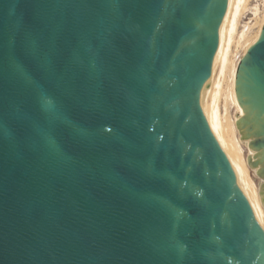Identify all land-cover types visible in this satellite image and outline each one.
Masks as SVG:
<instances>
[{
  "label": "water",
  "instance_id": "water-1",
  "mask_svg": "<svg viewBox=\"0 0 264 264\" xmlns=\"http://www.w3.org/2000/svg\"><path fill=\"white\" fill-rule=\"evenodd\" d=\"M243 0H0V264H264L215 127ZM228 108L264 212V19Z\"/></svg>",
  "mask_w": 264,
  "mask_h": 264
},
{
  "label": "bare ground",
  "instance_id": "bare-ground-1",
  "mask_svg": "<svg viewBox=\"0 0 264 264\" xmlns=\"http://www.w3.org/2000/svg\"><path fill=\"white\" fill-rule=\"evenodd\" d=\"M247 0H243L239 6V10L236 16V20L234 23V27L231 33V37L228 43V47L225 53V57L222 63V67L220 70V74H219V79H218V83H217V87H216V91H215V95H214V100H213V111H214V119H215V127L216 130L219 134V137L223 143V146L226 150V152L228 153V155L233 159L234 165L236 164V169L238 170L239 174H241L242 180H243V184L244 187L246 189V192L248 194V197L251 201V204L253 206V209L255 211V214L257 216V219L259 221V224L261 225L262 229L264 230V212L261 209L254 190L252 188L251 182L249 181V176L247 174L245 165L243 163L234 133L232 131V126H231V120L227 119V117H223L220 113L219 110V97L221 95V91L223 90L222 88V84L223 81L225 80V76H226V72L227 71H232L235 61L234 59L230 58L231 55V47L233 45L234 40L237 38L236 41V49H239L244 42L251 36L249 35L250 33V27L248 25H245L244 28L240 31L237 32V27H238V20L239 16L241 14V12L243 11V9H245V5H246ZM253 14H254V18L257 20L258 22V27L256 30L255 35H257L260 32V26L263 22L264 19V0L262 2V9L259 10V8L257 6L254 7L253 10ZM236 52V51H235ZM238 52L235 53L234 57L237 56ZM231 73V72H230ZM228 75V73H227ZM226 97L229 98V88L228 91L226 92ZM227 99V98H226ZM228 136V139L226 138Z\"/></svg>",
  "mask_w": 264,
  "mask_h": 264
},
{
  "label": "rangeland",
  "instance_id": "rangeland-1",
  "mask_svg": "<svg viewBox=\"0 0 264 264\" xmlns=\"http://www.w3.org/2000/svg\"><path fill=\"white\" fill-rule=\"evenodd\" d=\"M262 2H263V0H247L246 5H245V9H243V11L241 12V14L239 16L240 20H238L239 22H238V27H237L238 31L237 32H240L244 28L245 25H248L250 27L249 35H251V36L255 35L257 27H258V22L254 18L253 10H254L255 6H257L259 8V10H261L262 9ZM236 41H237V38L233 42V45L231 47V55H230V58L231 59L233 58L234 61H236V58H237V56L234 57V55L236 52H239V49H240V48L236 49V45H235ZM230 72L232 73V71L226 72V76H225L226 78L222 84L223 90L221 91V95L219 97L220 99L218 101L219 102V110H220L221 115L223 117L226 116L227 119H229V120H230V114H229V108H228V99L229 98L226 97V92L228 91V88L230 86V76H231ZM227 73H228V75H227ZM226 138L228 139V136ZM231 160L233 162L232 158H231ZM233 163H235V162H233ZM235 166H236V164H235ZM239 175L241 177V174H239ZM241 180H242V177H241ZM249 181H250V179H249ZM242 182H243V180H242Z\"/></svg>",
  "mask_w": 264,
  "mask_h": 264
}]
</instances>
